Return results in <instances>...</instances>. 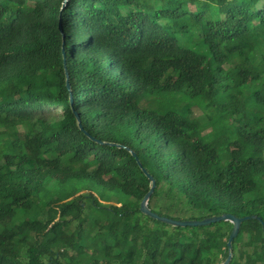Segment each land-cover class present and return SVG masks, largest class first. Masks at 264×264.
I'll list each match as a JSON object with an SVG mask.
<instances>
[{
    "label": "trees",
    "instance_id": "trees-1",
    "mask_svg": "<svg viewBox=\"0 0 264 264\" xmlns=\"http://www.w3.org/2000/svg\"><path fill=\"white\" fill-rule=\"evenodd\" d=\"M63 50L74 109L105 144L78 126ZM167 94L239 124L226 166L227 134L201 139L204 121L141 105ZM251 98L261 111L246 110ZM257 120L264 0H0V264H222L233 224L179 228L143 215L151 182L131 152L157 182L158 215L264 221V194L249 197L264 181ZM54 183L94 184L116 202L89 190L49 199ZM233 254L230 264H264L260 222L242 224Z\"/></svg>",
    "mask_w": 264,
    "mask_h": 264
},
{
    "label": "rangeland",
    "instance_id": "rangeland-1",
    "mask_svg": "<svg viewBox=\"0 0 264 264\" xmlns=\"http://www.w3.org/2000/svg\"><path fill=\"white\" fill-rule=\"evenodd\" d=\"M191 9L194 10L195 8L191 6ZM226 67L228 69L232 68L231 65H226ZM248 102L250 104L247 105V111L250 110L249 112H251L254 111V109L255 111L262 110V108H260L259 106H257V104L254 103V100L252 98ZM141 105L145 109L160 113H165L168 110H175L182 113H188L191 117L202 122L204 121V128L199 136V138L201 139H206L210 137L218 138L223 134H227L226 139L224 140V142L221 143L222 166H226L228 164L229 149L236 145L235 142H241L240 136L237 132L239 124H237L236 122L232 123L226 120L222 123L221 118L223 114L215 111L212 106L208 107L207 105H209V103L206 104L201 100H193L183 96L182 94L152 96L148 95L141 101ZM60 114L61 113L57 109L52 111V115L58 116ZM257 127H264V120H257ZM55 186L56 184L54 183L50 186L51 188H48L46 190L47 198L51 199L53 198V195H55L56 197H60L62 194H75L77 192L87 190L92 191L99 196H102L103 192H105L104 190H102L101 187L94 184H89L88 186H86V184L84 183L75 185H65L60 186V189H54ZM259 190L260 192H254L250 194L249 197H255L258 195V193L264 194V181L262 180H259ZM116 197L117 195L115 193L105 192V198L110 200L112 199L111 202H116ZM104 204L106 206L109 203L105 201ZM100 213L104 215V211L101 210Z\"/></svg>",
    "mask_w": 264,
    "mask_h": 264
},
{
    "label": "water",
    "instance_id": "water-1",
    "mask_svg": "<svg viewBox=\"0 0 264 264\" xmlns=\"http://www.w3.org/2000/svg\"><path fill=\"white\" fill-rule=\"evenodd\" d=\"M68 0H65V3H67ZM60 29L61 25H60ZM63 56H64V67H65V72H66V87L70 93V102H71V106H72V110L77 118L78 121V126L80 128V130L82 132H85L84 127L82 125L81 119L79 114L75 111L74 109V99H73V93H72V89H71V84H70V76L69 73L67 71V63H66V52L65 50H63ZM85 134L92 140L96 141L99 144H105L101 141L96 140L95 138L91 137L89 135V133L85 132ZM111 146H115L118 148H122L121 145H117V144H109ZM132 156L136 159V162L138 163L140 169L142 170V172L144 173V175L148 178V180L151 182V187L149 192L146 194V196L144 197V199L142 200L141 204H140V212L145 215L148 216L149 218H151L152 220L155 221H159L161 223H165L168 224L172 227H179V228H186V227H207L210 226L212 224H216V223H220V222H230L231 224H233V229L232 232L230 234L229 240L227 242V248H228V257L227 259L222 263V264H230L231 261L233 260V242L235 241V239L238 237L239 233H240V229L241 226L244 222L249 221V220H256L258 222H260V224L263 226V231H264V221L261 219V217L259 216H246V217H237L233 214H223L220 216H211V217H207L203 220H175V219H171L168 217H164V216H160L157 213L153 212L151 210V208L149 207V201L151 200L156 187H157V182L154 179V177L147 171V169H145L142 165V163L140 162L137 154L135 152H131Z\"/></svg>",
    "mask_w": 264,
    "mask_h": 264
},
{
    "label": "built area",
    "instance_id": "built-area-1",
    "mask_svg": "<svg viewBox=\"0 0 264 264\" xmlns=\"http://www.w3.org/2000/svg\"><path fill=\"white\" fill-rule=\"evenodd\" d=\"M99 264H120L116 262L101 261Z\"/></svg>",
    "mask_w": 264,
    "mask_h": 264
}]
</instances>
